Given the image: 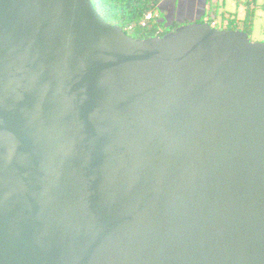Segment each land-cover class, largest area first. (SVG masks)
I'll return each instance as SVG.
<instances>
[{"label":"water","instance_id":"1","mask_svg":"<svg viewBox=\"0 0 264 264\" xmlns=\"http://www.w3.org/2000/svg\"><path fill=\"white\" fill-rule=\"evenodd\" d=\"M206 6L0 0V264H264V42Z\"/></svg>","mask_w":264,"mask_h":264},{"label":"trees","instance_id":"2","mask_svg":"<svg viewBox=\"0 0 264 264\" xmlns=\"http://www.w3.org/2000/svg\"><path fill=\"white\" fill-rule=\"evenodd\" d=\"M163 0H92L93 4L101 15L110 23L121 26L125 32L135 38H146L150 36H162L166 32L175 29L180 23L167 26V22L162 20L164 12L159 8ZM211 0L207 1L206 13L202 16V22H208L213 27L219 29H237L235 21L230 20L225 24L226 17L221 16L217 20V9ZM152 12L154 17L147 26L143 27L141 21L145 14ZM224 15V13L222 14ZM249 19L251 17L247 14ZM251 22V21H250ZM234 24L230 26V24ZM226 25V27H224ZM243 30L250 35V27Z\"/></svg>","mask_w":264,"mask_h":264},{"label":"rangeland","instance_id":"3","mask_svg":"<svg viewBox=\"0 0 264 264\" xmlns=\"http://www.w3.org/2000/svg\"><path fill=\"white\" fill-rule=\"evenodd\" d=\"M211 2L214 5L213 9H217L218 13H220L217 15V20H219L225 12L232 17H236L237 21L243 18L245 14H249L254 30L250 33L251 40L255 42H264V0H211ZM163 12L165 16L168 14V11L165 9H163ZM165 16L162 20L168 23V18H165ZM236 23L235 26L237 29H244L238 22ZM233 25L232 23L230 24V26ZM224 27H226V25H224Z\"/></svg>","mask_w":264,"mask_h":264},{"label":"flooded vegetation","instance_id":"4","mask_svg":"<svg viewBox=\"0 0 264 264\" xmlns=\"http://www.w3.org/2000/svg\"><path fill=\"white\" fill-rule=\"evenodd\" d=\"M205 6V0H165L162 9L168 11L166 25L189 22L187 20L189 18L197 19L203 13Z\"/></svg>","mask_w":264,"mask_h":264},{"label":"crops","instance_id":"5","mask_svg":"<svg viewBox=\"0 0 264 264\" xmlns=\"http://www.w3.org/2000/svg\"><path fill=\"white\" fill-rule=\"evenodd\" d=\"M206 9H207V7H206ZM223 16L226 17V19H227L225 21V24H226V22H228V21H230L232 19V20L235 21V24H237L236 22H238L241 26H243V28H245L247 26L250 27V33H252L254 31L253 30V23L250 22V19H249L247 14H245V16L243 18L238 19L239 21H237L236 17H232L231 15L226 14V12H225V14Z\"/></svg>","mask_w":264,"mask_h":264},{"label":"built area","instance_id":"6","mask_svg":"<svg viewBox=\"0 0 264 264\" xmlns=\"http://www.w3.org/2000/svg\"><path fill=\"white\" fill-rule=\"evenodd\" d=\"M154 17V14L152 12H148L145 14V17L143 18V20L141 21V25L143 27L147 26L148 23L150 22V20H152Z\"/></svg>","mask_w":264,"mask_h":264}]
</instances>
